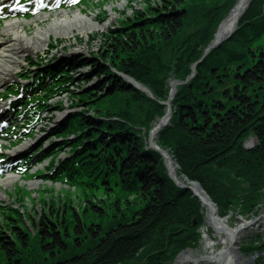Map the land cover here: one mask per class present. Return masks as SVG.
<instances>
[{"label": "trees", "instance_id": "16d2710c", "mask_svg": "<svg viewBox=\"0 0 264 264\" xmlns=\"http://www.w3.org/2000/svg\"><path fill=\"white\" fill-rule=\"evenodd\" d=\"M233 2L165 0L112 27L103 53L108 64L92 72L102 79L82 96L68 90L74 105L90 103L93 115L74 112L59 135L74 136L65 144L81 169L69 160L61 170L70 183L85 178L78 182L83 204L45 200L32 225L9 212L0 223V264H126L148 246L145 264H162L160 246L175 255L198 238L202 218L193 227L190 215L200 214L199 198L173 182L135 124L149 127L162 106L111 69L165 99L172 72L179 79L190 73ZM263 34L264 0H252L231 39L197 65L191 83L178 87L171 126L160 135L180 172L197 180L224 215L237 204L255 212L264 199V49L253 45ZM66 74L55 75L52 90L67 87ZM250 134L258 146L247 150L242 143ZM85 149L91 153L84 157Z\"/></svg>", "mask_w": 264, "mask_h": 264}, {"label": "rangeland", "instance_id": "374dc122", "mask_svg": "<svg viewBox=\"0 0 264 264\" xmlns=\"http://www.w3.org/2000/svg\"><path fill=\"white\" fill-rule=\"evenodd\" d=\"M164 1L165 0H89V5H81L80 9L84 14L94 16V22L98 24V26L94 30L89 31L88 33H83L75 28L74 32L63 36H56L54 33H52L50 35L49 41L47 42L48 44L45 45V48L43 50H39L36 54H33L34 57L33 55H29L21 59L20 66L17 68L16 74L12 79L7 81L3 85V87L0 89V92L7 88V85L11 80L20 79V77L17 75L19 74V72H21L22 68L27 66L28 63L31 64V68L28 71L24 72V76H26L27 74H35V69H39L38 72H41L42 69H49L48 66L53 62L59 63L60 61L65 60L66 63H68L66 65L63 64L58 67L60 70L63 69V71L68 73V75H65L66 80L70 77L71 81L69 82L67 87L60 86L59 89L53 90V93L56 96L48 99L49 105L45 107L43 112L36 115V119L32 123H30V121L27 122L32 127L25 131L26 134H24V136H28V138L24 142L30 144L26 149L23 150L21 155H25L26 153L28 155L32 151H35V149L40 147V151L43 150L44 152L41 153V156H37L38 158L34 157L38 159L35 160L36 162H38V164L35 163L32 171L34 172L39 168L37 172H42L46 177H17L14 184L8 187L3 188V186L0 185V187H2V189L6 191V195H3V197L0 199V223L2 222L1 217H6L9 212L13 215L9 218H16L17 213H20V215H24L27 225H32L34 221L38 222L43 215L44 209L47 207L44 204L45 200L46 204H51L55 200L61 201V198L64 200L67 199V202L71 199L72 204L76 206L83 204L82 199L85 197V194L82 187L79 186L78 182L84 181L85 178H75L73 179V181H71V183H67L62 179H59L57 175V166L60 164V162L64 163L69 160L76 162V171L81 169L82 166L81 164H78L79 159H77V156L74 153H71L72 151L70 150V145L65 144L70 140V138H73L74 136L69 135L68 137H60L59 135L62 133L61 127L67 124L68 119L74 112L82 111L87 115H93V110L88 108V106H90V103H85L84 105L80 106H77L76 104L74 105V102H76L77 98L70 96V92L68 90H71V92L76 91L82 96L83 93L92 90L94 88V84L97 83L98 80L102 79V76L98 77L96 76V74H92V72L94 69H96V64H108V60L103 57V53L105 50L106 41L108 40V37H110L109 32L112 31L113 26L117 25L122 19H129L133 17L134 14L138 12L143 11L144 13L145 8L148 5H151L153 7L156 5H164ZM237 1L238 0H234L228 13L216 24H214L211 31V39H209V41L203 46L200 57L195 62H192L189 65L188 71L190 73L183 79H179L176 76L175 72H172V75L167 81V97L165 99L156 98L149 87L136 82V86L141 92L146 94V96L150 100L158 102L163 108L162 114L155 115L154 119H152L151 123H149V127H147V125H138L137 123H135L137 129L143 135V138L146 139L145 143L147 149L153 150V148L150 146L151 129L154 127L156 122H158L160 118L166 114L167 107H169V119L159 129V131H157L156 136L158 144L156 145L159 147L162 146L160 144L159 135L165 128L171 126V121L173 119L175 111V97L178 93V87L180 85L191 83L197 75V65L201 64L213 49L220 48L221 44L231 39L234 33L238 30L239 20L245 13L244 11L250 5L252 0L248 1L249 3H247V7L238 17L236 25L234 26L233 30L229 32L230 34L227 33L224 36L226 37L225 39L224 37H222L221 39L216 40L217 29L220 27L221 23L232 13L235 5L237 4ZM77 9L78 8L70 9L69 15H72V12L76 11ZM54 15L55 14L53 12L52 16ZM21 20L26 22L24 23V26L28 30L29 34L34 31V18ZM49 20L50 19L48 18L46 20H42L40 22V25H46ZM6 23V20L0 21V28L5 26ZM212 42H219L217 44L218 46L210 47V44ZM253 45H259L264 49V34L256 39L253 42ZM81 56L86 57V61L79 64L76 63V59H78L77 57ZM29 58L32 59L33 62H31L32 60H29ZM55 68H57V66ZM111 70L114 71V73L122 75V72L119 70L117 71V69H115L114 67H112ZM24 83L28 84L32 82L24 81ZM142 86H146L148 89L145 88L144 90ZM50 93L51 90L48 91V94ZM21 124L22 123H20V125ZM8 134H13V132L11 131ZM249 140L253 141L254 146L250 149H255L258 146L257 138L253 134H250L247 137L243 138V143ZM24 142H22L16 148L21 147ZM58 148L59 150H57ZM164 150L169 154L167 148ZM85 151L86 149L83 151L84 157L86 156V154L91 153L89 151ZM47 154H50V157L45 156V158L48 159H46V161L44 162H40L43 156ZM161 157L163 160L164 171L168 176H170L166 155H161ZM177 171L179 175H183L179 170V166ZM32 183H35V185H33ZM188 183H196L202 190V192L207 195L213 205V208L216 209L218 215L223 218L229 217L230 224L232 226H235L237 222L241 221V219L248 222H255L254 226L251 229L243 232L239 241L236 243L237 254L227 253L229 255H227L228 257L226 256L227 258H223L222 264H238L240 255L242 256V260L244 258L254 257V255H256L252 264H264V217L261 216L262 214H264V199L257 204L255 212H247L244 207H241L240 204H237L233 207L232 210L229 211L228 214L224 215L223 213L219 212L217 204L206 192V190L201 187L202 185L200 184L201 186H199V182L197 180L189 179ZM96 191H99V189H96ZM200 203L202 205V208H200L199 210L201 215H190L191 226L193 227L199 224L198 217L200 216L202 218V223L199 224V227L197 229L198 238L196 240L194 239V242H190V240L189 242L191 244L180 249L175 255H169L168 251L166 250V248L168 249L167 245L160 246V250L162 251L158 255V259L160 260V258L162 257L166 258L162 262V264H175L176 261L180 260L181 255L185 252L184 250H186V252H189V254L187 255H189L190 258L202 259L198 264H216L213 261L203 259V256L211 252V248L205 246V243H214V247L216 250L221 249L223 247V243L221 240V236L216 233L214 226L208 222V207L202 200H200ZM29 228L31 227L29 226ZM254 247L257 248H255V250H252L251 248ZM150 248L151 246H148L146 248L144 247L135 257V259L129 261L126 264H134L135 262V264H145ZM166 254L168 257L166 256ZM183 264H194V261H185L183 262Z\"/></svg>", "mask_w": 264, "mask_h": 264}, {"label": "bare ground", "instance_id": "6f19581e", "mask_svg": "<svg viewBox=\"0 0 264 264\" xmlns=\"http://www.w3.org/2000/svg\"><path fill=\"white\" fill-rule=\"evenodd\" d=\"M248 1L249 0L237 1V4L235 5L230 16L227 17L217 29L216 40L221 39L227 33L233 30L234 26L236 25L237 19L240 16V13L246 7ZM54 14L55 15L52 16L53 13H48L47 11L43 14H37L33 20L34 23L32 22L35 25V29L30 34L24 26V23L26 22L18 18L7 19V23L5 24V26L0 28V89L7 81L12 79L13 76L16 74V70L20 66L22 58L36 54L39 50H43L45 48V45L48 44L47 42L49 41L50 35L52 33H54L56 36L68 35L74 32L75 28L83 33H88L89 31L94 30L98 26V24L94 22V16L84 14L81 9L73 11L72 15H69V10H55ZM47 18L50 19L49 22L44 26L40 25V22L42 20H46ZM77 58L78 59H76V63L78 64L86 61V57L84 56ZM67 63L65 60H62L59 63L53 62L51 65L48 66V68L58 74L61 72L58 66L63 64L66 65ZM56 66L57 68H55ZM30 68L31 64L28 63L27 66L22 68L19 74L28 71ZM22 88L23 86L21 87V89ZM21 89L19 90V92L21 91ZM18 93L16 94V96L18 95ZM27 93H29V91L26 92L25 95H27ZM13 103H16V101H14ZM1 109L2 110H0V112H3L4 107H1ZM169 113L170 109L169 107H167L166 114L162 116L160 120L156 122L154 127L151 129V145L157 144V131L168 121ZM2 115L3 114H0V116ZM29 144L30 143L24 142L21 147L13 150L11 154H21ZM162 152L166 155V159L168 161L169 166V174L173 177L175 182L178 184H190L192 190L199 194L204 204L208 207V222L214 226L216 233L221 236L223 247L221 249L216 250L214 247V243H205V246L211 248V252L203 256V259L213 261L216 264H222L223 258L229 255L227 253H236V243L239 241L241 235L244 231L251 229L255 223L246 226L248 221L241 219V221L237 222L235 226H232L230 224L229 217H220L216 209L213 208V205L207 195L202 192V190L198 187L196 183H188L182 175H179L177 171L178 168L174 163V160L171 155L168 154V152L165 151L163 148ZM17 177L18 176L13 174L12 172L8 173L7 175L0 176V185H2L3 188L8 187L14 184ZM32 184L35 185V183ZM3 195H6V191L3 190L2 187H0V199L3 197ZM184 251L185 252L181 255L180 260L176 261L175 264H183V262L185 261H194V264H198L200 260H202L199 258L192 259L189 255H187L189 254V252H186V250ZM241 257L242 256L240 255L238 264H252L256 256L244 258L243 260Z\"/></svg>", "mask_w": 264, "mask_h": 264}, {"label": "water", "instance_id": "95a60500", "mask_svg": "<svg viewBox=\"0 0 264 264\" xmlns=\"http://www.w3.org/2000/svg\"><path fill=\"white\" fill-rule=\"evenodd\" d=\"M249 3V2H248ZM246 7H247V5H246ZM245 7V8H246ZM245 8L243 9V11L245 10ZM242 11V12H243ZM241 12V13H242ZM245 12V11H244ZM240 13V14H241ZM230 34V33H229ZM226 37H224V39H225ZM219 42H212L211 44H210V47H214V46H218L217 44H218ZM128 81H130L133 85H135L134 84V81H132V79L131 78H128L127 79ZM136 86V85H135ZM137 87V86H136ZM153 149H155V150H157V151H159V152H161L156 146H153V145H150ZM150 147V148H151ZM244 147L246 148V149H250V148H253L254 146H253V141H251V140H249V141H246L245 142V144H244ZM163 155V154H162ZM164 156V155H163ZM171 178H172V176H171ZM177 184V183H176ZM178 186H180V187H182V188H185L186 190H191L192 192H193V190L191 189V186L190 185H188V184H177ZM199 186H201L200 185V183H199ZM202 187V186H201ZM193 194L194 195H196V196H198L199 198H200V196H199V194H197L196 192H193ZM201 199V198H200ZM263 217H264V214L262 215ZM255 221H256V219H255ZM253 221H251V222H249V223H247V225L246 226H248V224H250V223H252Z\"/></svg>", "mask_w": 264, "mask_h": 264}, {"label": "snow or ice", "instance_id": "6c2138e0", "mask_svg": "<svg viewBox=\"0 0 264 264\" xmlns=\"http://www.w3.org/2000/svg\"><path fill=\"white\" fill-rule=\"evenodd\" d=\"M16 7H19L20 5H15Z\"/></svg>", "mask_w": 264, "mask_h": 264}]
</instances>
